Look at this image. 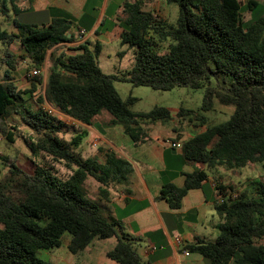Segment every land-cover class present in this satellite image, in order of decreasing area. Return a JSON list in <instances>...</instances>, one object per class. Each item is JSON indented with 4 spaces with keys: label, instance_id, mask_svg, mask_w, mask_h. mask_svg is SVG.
I'll return each mask as SVG.
<instances>
[{
    "label": "trees",
    "instance_id": "1",
    "mask_svg": "<svg viewBox=\"0 0 264 264\" xmlns=\"http://www.w3.org/2000/svg\"><path fill=\"white\" fill-rule=\"evenodd\" d=\"M21 1L33 0H0L5 11L11 10L16 29L9 32L0 26V44L6 56L0 80V136L9 143L15 141L4 120L19 115L35 134L27 140L30 151L63 162L70 174L63 178L49 164L36 165L29 173L15 161L8 164L0 177V264H55L39 258L38 252L59 247L65 233L70 235L67 246L72 253L85 249L93 240L115 237L117 241L106 257L119 264H141L133 238L124 233L121 222L105 215L99 199H90L81 187L92 176L102 185L100 198L106 197L114 174L123 177L130 172L125 168L128 163L113 153L101 163L96 157L82 158L70 150L69 145L75 149L81 144L85 132L78 131L69 142L64 140L60 133L68 124L48 112L44 102L83 124L107 111L110 124L121 125L136 144L145 136L141 122L165 120L171 112L157 106L148 112H133L130 106L136 98L130 95L123 100L115 81L159 90L203 87L200 109L210 110L215 102L233 106L227 120L182 142L184 161L196 167L183 174L181 186L162 185L159 198L171 209L180 208L191 189H202L207 198L205 166L213 173L250 163L264 167V0H248L245 7L239 0H165L178 7L174 24L143 10L140 0L126 2L120 44L132 51L134 61L128 73L107 74L100 69L99 42L90 49L86 41L79 46L80 53L67 56L52 50L44 93L37 96L35 104L29 98L42 78L33 76L29 89H18L12 76L17 59L9 46L18 42L25 52L23 59L41 70L47 52L75 36L72 23L65 18L56 17L46 24L19 21L17 17L30 8L21 6ZM244 9L250 13L247 21L242 19ZM164 41L169 45L161 53L156 44ZM193 113L179 108L176 115ZM212 181L220 198L214 204L218 234L212 241L196 238L186 249L200 254L209 264H264V180L251 181L238 193L217 176Z\"/></svg>",
    "mask_w": 264,
    "mask_h": 264
},
{
    "label": "crops",
    "instance_id": "2",
    "mask_svg": "<svg viewBox=\"0 0 264 264\" xmlns=\"http://www.w3.org/2000/svg\"><path fill=\"white\" fill-rule=\"evenodd\" d=\"M134 1L33 0L31 3L21 1V6L30 8L20 15L29 11L34 13L35 18L26 23L46 24L53 18L61 17L72 23L71 30L75 24L76 31L72 30L74 40L60 42L47 52L49 54L54 50L57 54L63 53L67 56L80 53L79 46L86 41L89 42L88 47L92 48L96 42H99L102 48L104 42L120 41L124 4ZM140 1L143 10L153 12L162 20L166 21L171 15L170 4L165 0ZM1 15L0 12V21ZM76 21L79 24H76ZM2 25L0 23L1 27ZM80 29L86 31L82 40L78 38ZM7 30L16 32L14 26ZM91 37L94 38L92 46ZM15 43L19 45L21 55H24L20 44L16 41ZM100 115L101 113L96 115L90 124H83L70 117L73 123L79 124L80 131L85 132L84 138H91L89 145L98 148L96 153L90 154L82 149L81 141L74 152L82 158L96 157L99 162L104 163L106 155L113 153L111 152L113 150L116 157L126 160L128 164L125 168L130 169V172L125 173L123 177L116 175L115 179H111L106 187L108 193L106 197H101L102 199L99 194L102 185L92 176H88L83 182L82 190L84 191V185L89 178L96 182L98 199L104 214L120 221L124 233L133 238L132 243L141 257V264H209V261L200 254L186 249V245L193 243L196 238L212 241L218 234L219 218L214 204L218 203L220 198L212 179L205 183L207 198L202 189H191L183 197L181 207L178 209H171L165 199L159 198L163 184L173 183L181 186L184 181L183 174L192 172L196 167L185 162L182 157L180 147L184 131L173 127L168 131L152 133L151 126H147L144 127L145 136L142 141L136 144L121 125H111V117ZM188 134L190 138L192 134ZM169 141L178 146L172 147ZM176 238L180 239L179 243L175 241ZM116 241L115 237L96 239L76 253L70 252L67 246V250L51 252L53 256L51 260L55 264H119L106 257V252L114 247ZM184 250L189 254H184Z\"/></svg>",
    "mask_w": 264,
    "mask_h": 264
},
{
    "label": "rangeland",
    "instance_id": "3",
    "mask_svg": "<svg viewBox=\"0 0 264 264\" xmlns=\"http://www.w3.org/2000/svg\"><path fill=\"white\" fill-rule=\"evenodd\" d=\"M239 1L243 7H245V4L248 2V0ZM256 1L260 3L262 2L261 0ZM169 6L171 8V15L168 17L166 22L167 24H174L178 16V7L176 4H170ZM0 12L2 14L0 21V23L3 24L2 27L5 29H9L10 27L13 28L12 22L14 16L11 10L5 11V8L0 5ZM17 18L19 21L28 22L32 21L35 18V15L29 11L23 15H19ZM249 18V11L244 9L242 12V19L247 21ZM75 23L79 24L77 21ZM107 24H109V22ZM72 30L76 31L75 24ZM93 42L94 38L91 37L90 46H92ZM168 45L169 41H164L162 43L156 44V49L162 53L167 50ZM3 48L4 46L0 44V80H2L6 70V65L3 62L4 58H6ZM89 48L92 49V47ZM9 51L12 56L17 59L16 69L12 71L14 83L18 89L27 90L31 85L30 82L32 79V76H30V79L27 77V74L34 68L31 67L30 63L23 59L24 55H21L20 48L17 43L14 42L11 46H9ZM120 51H124V53L119 54ZM55 54L57 55V51ZM97 61L100 69L104 73L126 75L131 69L134 59L132 57V51L128 50L126 45L122 46L119 40H114L110 43H102V48L99 55L97 56ZM50 63V53H47L44 65L38 73V75H40L42 78V83L37 85L36 92L32 97L29 98L32 104H35V99L37 96L44 93L45 82ZM114 86L123 100H126L130 95L136 98V101L130 106V109L133 112H148L156 106L168 108L171 112L170 118L165 120H156L154 122L144 120V122L140 123V126L143 129L144 127L151 126L152 133L157 131L164 132L168 131L170 128L177 127L178 129L184 131V134L182 135L183 141L189 138L190 134L188 133L194 135L203 131L207 126L225 121L233 112V106L221 105L217 102L213 104V107L210 110L200 109L204 94L203 87L191 88L176 86L171 90H159L148 86H132L126 81H115ZM43 106L47 108L50 105L47 102H44ZM179 108L189 109L194 113L191 115L177 116L176 113ZM100 113V116L111 117L107 111H101ZM52 114L69 126L68 129L60 133V136L64 140L69 142L72 136L81 130L79 124L73 123L69 116L59 112L58 110H53V108ZM198 116L203 118V120L198 119ZM4 121L8 125V129L12 130L15 134V141L13 143H9L5 138L0 136V177L4 176L7 171L8 164L11 161H15L23 170L28 173L32 172L36 165L49 164L53 167L56 173L63 178L70 174V170L64 165L63 162L53 161L50 157L44 155L41 152L33 153L30 151L27 145V140L29 141L34 139L35 134L22 122L19 115L12 114L11 116L5 118ZM114 128L116 129V126H114ZM89 141L91 142V138H83L82 149L86 150L90 154H94L97 152L98 148L91 147L89 145ZM74 147L75 146L69 145V149L72 151H74ZM111 152L116 154V152L113 150H111ZM205 170L209 179L217 176L219 182L223 181L225 185L233 186L234 193L242 191L251 181L264 180V167L259 163H250L243 168L234 170H225L224 168H219V172L217 173H213V171L206 166ZM114 175L116 176V174ZM95 184L96 182L89 178L84 185V191L87 197L98 202V190L96 189ZM69 238L70 235L65 233L62 236L59 247L49 250H40L38 252V257L45 261L52 262L53 260L51 259H53V256L51 252L54 250H57L58 252L67 250ZM261 242L264 243V240Z\"/></svg>",
    "mask_w": 264,
    "mask_h": 264
},
{
    "label": "built area",
    "instance_id": "4",
    "mask_svg": "<svg viewBox=\"0 0 264 264\" xmlns=\"http://www.w3.org/2000/svg\"><path fill=\"white\" fill-rule=\"evenodd\" d=\"M85 35H86V31H85L84 29H80V30H79V34H78V38H79L80 40H82V39L85 37ZM39 72H40V70H38V69H33V70H31V71L27 74V77L30 78V76H32V77H33V76H36V75H38ZM46 109L48 110V112H51V113H52V108H51V107H47ZM169 142H170V144H171L172 147L178 146V144H175L174 142H171V141H169ZM175 241H176L177 243H179V242H180V239H179V238H176ZM184 254L188 255L189 252H188L187 250H184Z\"/></svg>",
    "mask_w": 264,
    "mask_h": 264
}]
</instances>
